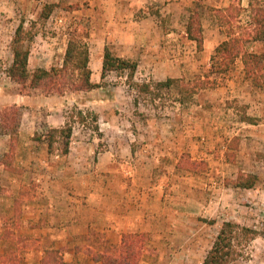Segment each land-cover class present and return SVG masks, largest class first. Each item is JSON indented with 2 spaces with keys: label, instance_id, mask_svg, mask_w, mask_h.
Wrapping results in <instances>:
<instances>
[{
  "label": "rangeland",
  "instance_id": "rangeland-1",
  "mask_svg": "<svg viewBox=\"0 0 264 264\" xmlns=\"http://www.w3.org/2000/svg\"><path fill=\"white\" fill-rule=\"evenodd\" d=\"M124 1L135 7L121 11L133 24L125 33L132 39L141 20L154 16L163 28L158 41L125 42L117 26L105 38L95 36L110 15L108 0H0V114L8 111L18 132L12 140L0 121V160L9 153L11 165L0 162V264H42L52 248L68 264H100L90 249L115 254L125 244L139 252L137 264H202L225 221L259 233L231 264H264V86L245 78L241 59L227 76L212 73L211 59L183 34L190 13L165 0ZM182 1L188 11L198 1L203 5L204 30L212 39L217 29L227 38L229 29L215 9L232 8L235 32L251 15V0ZM22 22L33 34L27 44L31 72L61 66L69 32L88 30L93 79L101 86L60 94L13 80L12 40ZM168 29L174 33L167 35ZM105 47L138 63L137 82L179 78L194 87L201 77L207 86L193 94L177 85L143 93L130 84L128 70L103 79L96 56ZM247 47L262 50L264 44ZM78 110L86 122L74 123L70 153L60 143L50 152L48 129L71 113L77 118ZM190 159L203 163L191 167ZM241 175L254 186H241ZM105 198L127 209L140 202L143 219L113 238L88 232L80 219L91 214L104 221ZM73 205L79 221L68 227Z\"/></svg>",
  "mask_w": 264,
  "mask_h": 264
},
{
  "label": "trees",
  "instance_id": "trees-1",
  "mask_svg": "<svg viewBox=\"0 0 264 264\" xmlns=\"http://www.w3.org/2000/svg\"><path fill=\"white\" fill-rule=\"evenodd\" d=\"M203 5L196 3L194 8L189 9L190 15L186 27L187 37L189 40L196 42L198 50L203 49L204 44V25H203ZM231 7L226 9H215L218 20L221 25H229L227 31V39L222 41L215 49L211 56L212 73L227 76L235 70L238 59H241L244 64L245 78L254 86H264V50L253 51L249 50L247 45L252 42L264 43V1L251 0L249 10L251 12L250 19L247 24L242 27V32H235L232 26L233 19L230 14ZM47 9L52 10V5H48ZM242 9L239 8L240 12ZM238 16V15H237ZM70 38L67 43V48L61 66H52L51 68H37L31 72L29 70V58L31 50L27 45L33 39L31 30L25 28L24 23H20L15 31L12 40L13 62L8 70L9 76L18 83H30L32 88H42L49 92L65 93L71 91H89L101 86L100 83L93 82L91 79L92 70L90 68V46L88 39L90 33L88 30L75 28L69 32ZM138 63L130 59L115 55L112 50L105 47L102 74L104 79L110 71L128 70V79L131 85L135 86L141 92H153L152 87L159 89H170L174 85L180 87L189 93H197L200 89L206 88L205 79L199 78L196 85H183L182 79L168 78L164 81L157 82H137L134 80ZM204 78H209L205 76ZM217 82V81H216ZM215 81L213 83H216ZM158 95V94H155ZM9 112L5 110L0 114V121L3 129L11 136L12 140L18 136L17 130L11 125ZM76 116L71 113L67 117V121L60 127H51L48 129L45 139L48 143L49 151L52 152L55 144L60 143L63 147V153L68 154L70 151L71 138L74 132V123L78 120L83 124L86 122L84 112L78 110ZM95 121H98V116H94ZM243 121L253 122V118L244 115ZM98 128V127H97ZM9 153L3 155L0 160L7 168H10L8 162ZM191 167L203 162L196 160L186 161ZM245 175H241L243 179ZM241 186L253 187L255 181L243 179L240 182ZM258 231L252 227L241 225L233 221H225L217 234L211 248L205 256L202 264H231L245 256V249L249 244L257 238ZM125 243V240L123 241ZM130 245H124L121 250L115 254L111 252H93V260L100 264H137L139 252H135ZM42 264H68L60 250L52 248L46 249L42 257Z\"/></svg>",
  "mask_w": 264,
  "mask_h": 264
},
{
  "label": "crops",
  "instance_id": "crops-1",
  "mask_svg": "<svg viewBox=\"0 0 264 264\" xmlns=\"http://www.w3.org/2000/svg\"><path fill=\"white\" fill-rule=\"evenodd\" d=\"M166 6L167 7H172L175 9H179L181 10V12L184 13H190V11H188L187 8H185L183 4L182 0H165ZM109 4L111 5V11H110V15L108 17L107 22H105V26L103 28H101L98 32H96L94 35L95 36H100V32L103 34V37L105 38V35L107 33H115V30L111 27L112 26H117L120 27L121 30L119 31L120 34H117L118 37H120L119 39L125 38V42H131V41H145V42H154V41H158L160 39L161 34L163 33V28L161 25V21H157V19L154 16H146L141 20V28L137 29L135 32L137 33L135 35V37H133L132 39L129 37V35L127 33H125V29L126 26L128 25V27H133L132 22L131 23H127L125 22L126 18H124V14L121 13V11L123 10V8H127V10L129 9V6L134 9V3L128 2V1H124V0H108ZM246 6V5H244ZM162 12V11H161ZM122 14V15H121ZM165 16V15H164ZM173 18V15H169L167 17V19L165 20V23L167 25V23L169 22V18ZM123 30V32H122ZM169 33L167 35H172V33H174V30L168 29ZM215 38H208L209 36H207L206 31L204 30V44H203V49L201 50L203 53L205 52L207 57H209V59H211L212 54L214 53L216 47L225 39L227 38H222L220 31L217 29L215 30ZM135 34V33H134ZM183 34H185L187 40V32L186 29L183 30ZM217 36V37H216ZM192 43L194 41L190 40ZM196 43V42H195ZM250 44H254L255 46L258 44H264L263 42H252ZM197 46V45H196ZM198 49V48H197ZM264 48L261 50H254L253 51H263ZM99 60V65H101L102 68V61H103V55L102 54H97L96 56ZM240 61V59L238 60ZM237 61V62H238ZM93 63V55L90 51V68L92 70V76L91 79L93 82H95V79H93V67L91 66ZM65 124V122H64ZM63 124V125H64ZM62 126V125H61ZM70 153V151H69ZM68 153V154H69ZM111 154L112 151H107L104 154ZM67 154V155H68ZM112 158V157H111ZM110 158V159H111ZM140 204V202H139ZM139 204L136 203V208L134 209H127V207L121 205L115 198H105V203H104V209H105V215H101L102 217H104V221L98 219V216H91L88 215L87 217H82V222L81 225L85 226L87 231L89 232L91 230L96 232L97 234H99V232L101 231L102 233H105L107 235V238H109L110 236L113 238L116 235L120 234V232L122 231H127L129 228L133 227L134 225H139L140 221L143 219L144 216V210L142 208H139ZM73 209H72V218L71 221L69 222V226L68 227H72L73 225L75 226V224H77V222L79 221V217L76 218V210L75 207L79 210L78 206L73 205ZM98 209L100 208V205L98 207ZM94 215V214H93ZM104 223V224H102ZM76 231V227L72 230V232ZM70 233V231H69ZM92 246V245H91ZM91 262L93 263V261L91 260Z\"/></svg>",
  "mask_w": 264,
  "mask_h": 264
}]
</instances>
